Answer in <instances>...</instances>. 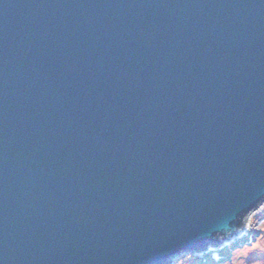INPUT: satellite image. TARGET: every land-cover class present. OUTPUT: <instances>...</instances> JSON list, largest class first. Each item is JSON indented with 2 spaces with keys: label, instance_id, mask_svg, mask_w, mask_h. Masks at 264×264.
Wrapping results in <instances>:
<instances>
[{
  "label": "water",
  "instance_id": "water-1",
  "mask_svg": "<svg viewBox=\"0 0 264 264\" xmlns=\"http://www.w3.org/2000/svg\"><path fill=\"white\" fill-rule=\"evenodd\" d=\"M264 203V0H0V264H165Z\"/></svg>",
  "mask_w": 264,
  "mask_h": 264
},
{
  "label": "rangeland",
  "instance_id": "rangeland-1",
  "mask_svg": "<svg viewBox=\"0 0 264 264\" xmlns=\"http://www.w3.org/2000/svg\"><path fill=\"white\" fill-rule=\"evenodd\" d=\"M165 264H264V203L246 215L240 231L228 240L174 256Z\"/></svg>",
  "mask_w": 264,
  "mask_h": 264
}]
</instances>
